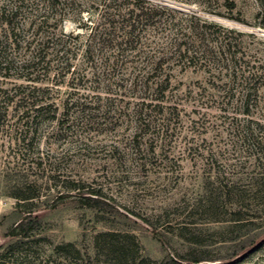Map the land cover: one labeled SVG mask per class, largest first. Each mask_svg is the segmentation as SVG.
Here are the masks:
<instances>
[{"label": "rangeland", "instance_id": "1", "mask_svg": "<svg viewBox=\"0 0 264 264\" xmlns=\"http://www.w3.org/2000/svg\"><path fill=\"white\" fill-rule=\"evenodd\" d=\"M149 1L178 18L225 26L236 62L223 74L183 64L167 70L170 89L146 132L136 122L140 100L131 82L95 77L82 51L74 75L40 78L34 85L49 91L36 96L51 106L39 127L26 133L24 104L0 119V256L22 220L41 222L20 259L8 264H78V256L53 254L54 247L73 243L92 254L93 238L109 227L133 232L140 252L153 260L180 261L193 252L220 259L199 264H264V0ZM82 3V15L66 9L69 19L47 31L85 44L90 30L82 26L92 8ZM29 25L30 37L37 29ZM235 70V85L244 70L258 74L249 104L230 91ZM12 74L0 77V88L28 84L19 71ZM73 183L101 192L100 217Z\"/></svg>", "mask_w": 264, "mask_h": 264}, {"label": "trees", "instance_id": "2", "mask_svg": "<svg viewBox=\"0 0 264 264\" xmlns=\"http://www.w3.org/2000/svg\"><path fill=\"white\" fill-rule=\"evenodd\" d=\"M82 1L90 3L92 8L86 10L91 12L87 20L89 24L82 26L90 30L85 44L78 46L75 43L78 36L64 33L57 36L47 31L69 19L63 12L66 9L79 8L82 15ZM231 7H235L233 3ZM28 21L29 29H37V33L30 37L26 32ZM43 31L44 36H39ZM19 51L22 53L20 58L11 57ZM79 53L95 77L102 75L110 81L131 82L140 100L134 114L142 132L151 127L154 113L163 109L161 103L172 83V75L167 70L183 64L184 68L200 66L199 69L223 74L229 62H236L230 42L226 43L225 26L205 20L194 22L189 17L178 18L175 11L149 0H0V77L11 79L12 72L19 71V77L28 82L13 88H0V103L3 105L0 119L6 117L11 106L22 107L24 104L28 106L22 112L27 117L24 122L26 133H30L33 127L37 129L40 125L38 120L48 112L51 103L44 104L43 98L36 96L38 92H48L49 88L34 84L39 83L40 78L48 79L51 74L54 78L62 73L74 75L76 67L73 61ZM257 76L251 72L246 75L244 70L235 85L238 78L235 70L230 90L232 95L249 104L251 98L258 94ZM156 101L158 103L154 104ZM72 188L83 195L81 201L85 202L87 209L95 211L96 217L103 214L105 203L99 190L85 192V186L77 183H73ZM39 224L41 222L37 218H27L18 224L16 228L20 232L13 234L14 238L0 256V264L15 263L20 259L27 239L40 233L36 227ZM184 239L191 245L201 244L198 238ZM93 242L92 254L76 249L73 243L54 247L53 254L78 256V264H199L220 260L193 252L178 256L181 262L170 255L153 260L140 252L138 237L133 232L110 227L98 233ZM243 249L234 251L230 258L236 257Z\"/></svg>", "mask_w": 264, "mask_h": 264}]
</instances>
